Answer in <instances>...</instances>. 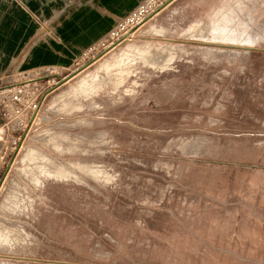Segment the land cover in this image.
<instances>
[{
  "label": "rangeland",
  "instance_id": "1",
  "mask_svg": "<svg viewBox=\"0 0 264 264\" xmlns=\"http://www.w3.org/2000/svg\"><path fill=\"white\" fill-rule=\"evenodd\" d=\"M145 1L65 66L0 78L29 84L23 119L0 101V264H264V0H177L135 41L175 48L169 68L136 61L126 88L49 110ZM195 24L239 39L182 36Z\"/></svg>",
  "mask_w": 264,
  "mask_h": 264
},
{
  "label": "crops",
  "instance_id": "2",
  "mask_svg": "<svg viewBox=\"0 0 264 264\" xmlns=\"http://www.w3.org/2000/svg\"><path fill=\"white\" fill-rule=\"evenodd\" d=\"M137 2L0 0V78L65 66L66 51L71 55L101 41L115 19L126 16Z\"/></svg>",
  "mask_w": 264,
  "mask_h": 264
},
{
  "label": "bare ground",
  "instance_id": "3",
  "mask_svg": "<svg viewBox=\"0 0 264 264\" xmlns=\"http://www.w3.org/2000/svg\"><path fill=\"white\" fill-rule=\"evenodd\" d=\"M176 1L177 0L168 1L167 3L164 4V6L159 11L154 13L153 16H151L148 20L143 22L141 25L137 26V28H135L133 31H131V32L129 31L128 33H126L124 36L125 38L122 41H124V42L127 41V42H125L126 44H125V48H123L124 50L123 51L121 50L122 51L121 53L119 51V53H120V54L118 53L119 55L116 56V55H112V54L116 51V50L115 51H113V50L115 48H117V46L122 41H120L118 44H112L111 46L108 47V49L104 53H102V55H100L99 57L94 59L92 62H90L89 64H87L83 68L77 70L72 75L68 76V79H67V77L65 79H63L61 81V83L59 84V86L68 84L69 81L73 80L74 78H77V76H79L85 70L90 68L92 65H94L96 63H100L99 68L96 70V72L86 73V74L82 75V77L79 79V81H77V83L73 87L71 94L64 96V97L62 96V98H60L59 101L56 100L58 102L51 104L49 107V110L52 111V110H55L56 108L57 109H63L66 112H69L73 109L74 110H77V109L82 110L85 107V105L83 104V101H85L91 97H96L103 87L114 86V88L117 90H120L122 88H126L125 84L129 80H131V78L134 75H136V70L134 68L136 61L140 62L143 65L153 67L155 69L160 68V69L164 70L167 67L169 68L170 63L175 58V56H174L175 48H169L168 46H165V47L156 49L151 45L146 46V47H142V46H137L135 41L137 39V34L140 33L144 28L147 27V26H145L146 23L148 24V22L150 20H152L160 12L166 10L169 6H171ZM250 1H252V0H249V2ZM260 2H263V0L258 1V3H260ZM248 6H249L248 15L253 14L257 4L250 2V5L248 3ZM150 24L151 23H149V25ZM141 27H143V28H141ZM147 29H145V30H147ZM185 36H187L188 38H193V39L194 38H203V39L205 38L204 40L209 39L212 41L216 40L217 38H220V39L226 38L227 36L230 37L231 40L239 39L237 32L234 29H231L230 31H228L226 29H221L220 32L218 30L217 31L216 30L210 31V30L205 29L204 27H202L199 24L192 25V27L189 29V31H187ZM245 39L248 42H251L249 40L250 39L249 37H248V39L247 38H245ZM111 51H113V52L110 53ZM107 54H109V55L106 56ZM32 82H35V81H32ZM136 86H137V84H136ZM132 91H134V90H130V89L125 90V92H132ZM47 94L45 95V97H47ZM66 94H68V93H66ZM44 101L45 100L43 99V101H41V104ZM39 110H40V108H39ZM39 110L36 112V114L33 118L34 123L38 122L40 119L39 118L40 113H38ZM202 143H203L202 141L197 142V144L195 146H193L192 150L193 151L199 150L198 148H200ZM36 151H37L36 148L30 146L28 153H29V155L33 156L32 154H34V152H36ZM17 159H18V157H16L14 159V163L18 162ZM57 174L63 175V178H65L64 175H66L64 171H61V173L57 172ZM99 174H100L99 172L93 171L87 175L89 178L94 179L95 181H99L101 179ZM2 190H3V186L0 188V192Z\"/></svg>",
  "mask_w": 264,
  "mask_h": 264
},
{
  "label": "built area",
  "instance_id": "4",
  "mask_svg": "<svg viewBox=\"0 0 264 264\" xmlns=\"http://www.w3.org/2000/svg\"><path fill=\"white\" fill-rule=\"evenodd\" d=\"M168 1L170 0H146L133 13H131L125 21L121 22L115 27V29L109 35L110 39L114 42L120 41V39L123 38L125 34L130 31V29H133L134 27H137L148 20ZM112 44L113 43H110V45ZM28 86L29 84L14 87L12 86L13 88L7 87L6 90L0 92V101L15 105V107H13V114L16 117H20L21 119H23L28 113L27 105H29V97L26 89ZM43 99L44 95L41 101H43ZM41 101L35 103L33 106V112H35V114L41 106Z\"/></svg>",
  "mask_w": 264,
  "mask_h": 264
},
{
  "label": "water",
  "instance_id": "5",
  "mask_svg": "<svg viewBox=\"0 0 264 264\" xmlns=\"http://www.w3.org/2000/svg\"><path fill=\"white\" fill-rule=\"evenodd\" d=\"M44 98H45V96H44Z\"/></svg>",
  "mask_w": 264,
  "mask_h": 264
}]
</instances>
